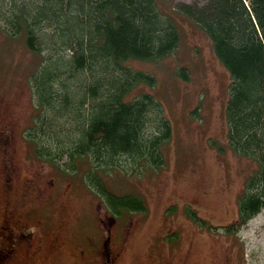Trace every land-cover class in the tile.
<instances>
[{
  "label": "rangeland",
  "instance_id": "rangeland-1",
  "mask_svg": "<svg viewBox=\"0 0 264 264\" xmlns=\"http://www.w3.org/2000/svg\"><path fill=\"white\" fill-rule=\"evenodd\" d=\"M162 7L177 20L180 44L161 60L134 62L156 83L132 95L152 93L170 119L165 164L99 170L108 189L141 197V212H114L96 190L98 174L88 181L87 158L68 172L63 159L60 168L39 158L27 134L41 57L0 26V264H264V208L239 219L257 164L228 143L230 74L203 30L174 4Z\"/></svg>",
  "mask_w": 264,
  "mask_h": 264
},
{
  "label": "trees",
  "instance_id": "trees-1",
  "mask_svg": "<svg viewBox=\"0 0 264 264\" xmlns=\"http://www.w3.org/2000/svg\"><path fill=\"white\" fill-rule=\"evenodd\" d=\"M164 1L210 36L230 73L228 143L258 167L239 197L245 223L264 206V0H0L2 29L23 35L41 57L31 78L38 114L28 139L42 160L61 168L63 159L64 172L87 158L88 181L98 174L96 190L114 212L146 209L141 197L108 189L99 170L165 164L161 146L172 126L164 107L152 93L132 95L156 76L131 64L178 47L181 33ZM179 74L189 79L185 68Z\"/></svg>",
  "mask_w": 264,
  "mask_h": 264
},
{
  "label": "bare ground",
  "instance_id": "bare-ground-1",
  "mask_svg": "<svg viewBox=\"0 0 264 264\" xmlns=\"http://www.w3.org/2000/svg\"><path fill=\"white\" fill-rule=\"evenodd\" d=\"M192 1H193V0H192ZM192 1H190V2H192ZM174 2H175V3H189V2H182V1L176 2V0H174ZM192 22L196 25V23H195L194 21H192ZM196 26H197V25H196ZM206 35L208 36V38H209L210 41H211L210 36H209L208 34H206ZM181 37H182V34H181ZM180 41H181V40H180ZM211 43H212V41H211ZM179 44H180V42H179ZM179 44H178V46H179ZM212 46H213V45H212ZM177 48H178V47H177ZM177 48H176V49H177ZM176 49H175V50H176ZM213 50H214V48H213ZM214 52H215V51H214ZM215 55H216V53H215ZM135 61H136V59H132V62L130 61L131 64H132V66H133V63H134ZM139 61H140V60H139ZM221 64H222V63H221ZM222 65H223V64H222ZM223 66H224V65H223ZM181 68H182V67H181ZM224 68L227 70V68H226L225 66H224ZM227 71H228V70H227ZM228 72H229V71H228ZM229 74H230V73H229ZM230 78H231V76H230ZM230 83H231V82H230ZM229 87H230V85H229ZM137 88H138V87H137ZM137 88H136V89H137ZM133 91H134V90H133ZM146 92H148V91H146ZM140 93H141V92L137 93V95H139ZM142 93H143V92H142ZM149 93H150V92H149ZM228 98H229V97H228ZM228 100H229V99H227V102H228ZM227 102H226V104H227ZM225 108H226V107H225ZM169 120H170V119H169ZM170 123H171V122H170ZM227 129H228V121H227ZM166 145H167V144H166ZM164 146H165V145H162V146H161L162 151H163V147H164ZM121 166H122V165H121ZM139 167H141V165H138V164L132 166V168H134V169H135V168H136V169H139ZM99 168H101V166L98 167V170H99ZM257 169H258V167H257ZM257 169L252 173V175H253V174L256 175V173H257ZM250 176H251V174H250ZM263 208H264V206L261 207V210H262ZM261 210H260V211H261ZM260 211L256 212V213L253 215V217H254L257 213H259Z\"/></svg>",
  "mask_w": 264,
  "mask_h": 264
},
{
  "label": "flooded vegetation",
  "instance_id": "flooded-vegetation-1",
  "mask_svg": "<svg viewBox=\"0 0 264 264\" xmlns=\"http://www.w3.org/2000/svg\"><path fill=\"white\" fill-rule=\"evenodd\" d=\"M10 227H12V225H10ZM14 236V235H13Z\"/></svg>",
  "mask_w": 264,
  "mask_h": 264
}]
</instances>
